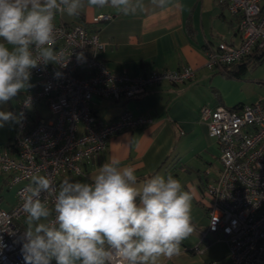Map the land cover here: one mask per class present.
Wrapping results in <instances>:
<instances>
[{"label":"built area","instance_id":"obj_1","mask_svg":"<svg viewBox=\"0 0 264 264\" xmlns=\"http://www.w3.org/2000/svg\"><path fill=\"white\" fill-rule=\"evenodd\" d=\"M228 6L239 17L241 43H221L208 50L207 69L237 63L253 50L264 51V0H228ZM110 19L98 14L91 24ZM55 25L54 47L66 65L48 63L32 70V86L16 113H23V118L16 123L11 147L0 151V172L9 174V186L22 182L14 206L0 209V264H25V230L19 225L33 176H47L58 188L61 176L82 175V164L103 152L111 136L152 123L150 117L124 110L115 120L98 125L90 108L94 98L131 99L160 83L178 85L194 75L191 66L146 75L112 72L101 60L104 43L97 31L81 23ZM80 52L84 59L78 61ZM40 104L48 111L46 116L40 115ZM200 118L219 145L221 162L218 177L204 190L209 223L200 231V243L207 233L220 232L230 264H264V100L236 109L203 106ZM54 198L50 193L41 196L49 205Z\"/></svg>","mask_w":264,"mask_h":264},{"label":"crops","instance_id":"obj_2","mask_svg":"<svg viewBox=\"0 0 264 264\" xmlns=\"http://www.w3.org/2000/svg\"><path fill=\"white\" fill-rule=\"evenodd\" d=\"M175 4L163 9L150 7L144 13L129 16L110 7H86L77 16L56 15V24L81 23L98 32L104 43L101 60L112 72L146 75L185 66L194 69L192 79L185 83L163 82L131 99L94 98L90 108L98 125L115 120L124 110L150 117L152 123L111 136L103 152L82 164V175H64L58 183L66 178L90 182V177L113 155L122 164L136 167L139 182L153 174L171 173L192 195L194 231L182 242L179 255L170 259L162 257L158 264H230L228 246L220 232L207 233L200 243V231L206 230L209 223L204 190L216 180L221 169L219 145L209 137L200 110L203 106L236 109L254 103L253 100L249 103L242 93L241 82L249 78V68L264 67V59L255 64L253 58L255 62L242 72H238L237 64L207 69L208 50L217 49L221 43L232 46L241 43L239 17L231 14L228 0H175ZM98 14H108L111 19L92 25L91 18ZM262 72V76H250L263 94L258 101L264 100V69ZM24 93L0 105V111L16 114ZM43 108V104L37 107L40 115L46 116ZM15 128L16 123H6L0 128V151L12 144ZM8 180L9 174L0 172V209L3 210L14 206L16 186L22 184L9 186ZM20 225L25 230V218ZM52 262L56 264L54 259Z\"/></svg>","mask_w":264,"mask_h":264},{"label":"clouds","instance_id":"obj_3","mask_svg":"<svg viewBox=\"0 0 264 264\" xmlns=\"http://www.w3.org/2000/svg\"><path fill=\"white\" fill-rule=\"evenodd\" d=\"M175 0H0V105L27 90L31 72L61 63L54 23L57 14L77 16L86 7H110L124 16ZM182 7V6H181ZM77 60L84 53L76 54ZM23 113L0 111V128L20 123ZM134 165L113 155L90 182L64 179L57 187L32 177L22 209L25 264H158L181 253L194 231L192 195L171 173L139 182ZM42 193L54 194L51 205Z\"/></svg>","mask_w":264,"mask_h":264},{"label":"rangeland","instance_id":"obj_4","mask_svg":"<svg viewBox=\"0 0 264 264\" xmlns=\"http://www.w3.org/2000/svg\"><path fill=\"white\" fill-rule=\"evenodd\" d=\"M263 69L264 67L262 66H257V67H251L249 68L248 70V73H249V78L246 77L244 81L241 82L242 84V93L245 94L246 98H248V102L250 103L249 100H253L252 102H256L258 101L259 99H262V95H261V91H260V85L257 84L256 82L252 81V79H250V76L252 75H256V74H260V76L263 75ZM251 77V78H252ZM47 110L46 108L44 109L43 108V115L47 114ZM21 184H19L17 187H19Z\"/></svg>","mask_w":264,"mask_h":264},{"label":"trees","instance_id":"obj_5","mask_svg":"<svg viewBox=\"0 0 264 264\" xmlns=\"http://www.w3.org/2000/svg\"><path fill=\"white\" fill-rule=\"evenodd\" d=\"M253 58L256 59V62L252 60ZM263 59H264V51L253 50L250 54L246 55L242 60H240L239 62L234 63V64L238 65V72H242V71L247 69V66L249 65V63L255 62V64H258ZM234 64L226 65L223 67L224 68L229 67V66H232ZM94 116L96 118L95 114H94ZM32 119L35 120L34 117H32ZM10 146L11 145H9L8 147H10ZM19 226L23 229V227L21 225H19Z\"/></svg>","mask_w":264,"mask_h":264}]
</instances>
